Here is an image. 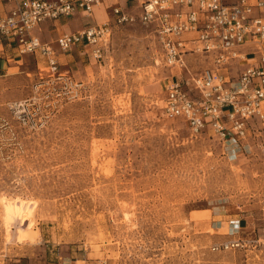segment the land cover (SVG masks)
<instances>
[{
    "label": "rangeland",
    "instance_id": "obj_1",
    "mask_svg": "<svg viewBox=\"0 0 264 264\" xmlns=\"http://www.w3.org/2000/svg\"><path fill=\"white\" fill-rule=\"evenodd\" d=\"M115 1L100 24L117 5L137 16ZM112 21L101 60L59 52L57 76L24 55L0 83V264H264V127L234 153L166 118V83L187 71L161 61L152 25ZM214 55H188L189 73ZM232 220L252 242L213 251Z\"/></svg>",
    "mask_w": 264,
    "mask_h": 264
},
{
    "label": "built area",
    "instance_id": "obj_2",
    "mask_svg": "<svg viewBox=\"0 0 264 264\" xmlns=\"http://www.w3.org/2000/svg\"><path fill=\"white\" fill-rule=\"evenodd\" d=\"M13 8L0 17V39L16 44L17 52L40 54L51 74L58 72L59 52L81 47L101 60L112 36V24L88 26L62 33L54 47L33 30L42 22L54 21L77 12L91 13L101 0H11ZM135 3L137 16L122 6L113 8V23L136 19L152 25L161 50V61L188 75L168 79L161 106L166 118H180L191 135L208 128L224 147L237 153L250 150L245 142L252 122L264 127V0H125ZM254 12L257 14L254 15ZM214 53L213 64L189 73L187 56ZM231 60L245 62L232 74ZM38 85H36L37 87ZM220 225V222H219ZM225 240L213 251L238 249L252 242L240 236V220H232Z\"/></svg>",
    "mask_w": 264,
    "mask_h": 264
},
{
    "label": "crops",
    "instance_id": "obj_3",
    "mask_svg": "<svg viewBox=\"0 0 264 264\" xmlns=\"http://www.w3.org/2000/svg\"><path fill=\"white\" fill-rule=\"evenodd\" d=\"M118 2L119 0H116L114 4H112L116 5ZM105 3L106 0H101L98 5H95L93 7L92 12L89 14L85 12H77L71 16L62 17L58 20L42 22L33 30V34L37 35L43 42H48L42 39V32L49 30L48 28H50V32L52 34L54 33L53 41H55V39L62 33H73L88 26L100 24L101 20L104 17L100 6L104 8ZM13 6L14 3L11 0H0V17L5 16L13 8ZM104 10L106 12L105 8ZM111 16V19H109L108 17L107 21L113 20V14ZM24 55L36 56L37 54ZM24 55H21L17 52L16 44L14 42L0 39V83L6 80V82H8L11 76H13V74L15 73V68L17 67L19 69L17 65H19ZM2 85H4V83L0 84V86ZM242 223L243 221L240 220L241 229L246 227L245 225H242ZM228 227H230V225H228Z\"/></svg>",
    "mask_w": 264,
    "mask_h": 264
}]
</instances>
